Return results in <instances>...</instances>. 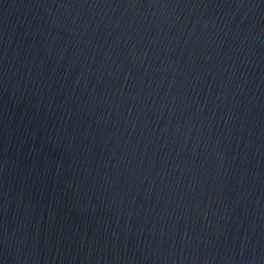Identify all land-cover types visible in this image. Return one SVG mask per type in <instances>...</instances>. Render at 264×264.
Masks as SVG:
<instances>
[{"label": "water", "instance_id": "1", "mask_svg": "<svg viewBox=\"0 0 264 264\" xmlns=\"http://www.w3.org/2000/svg\"><path fill=\"white\" fill-rule=\"evenodd\" d=\"M0 264H264V0H0Z\"/></svg>", "mask_w": 264, "mask_h": 264}]
</instances>
